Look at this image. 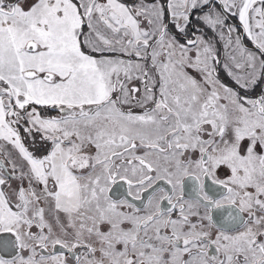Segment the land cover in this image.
Returning <instances> with one entry per match:
<instances>
[{"label":"snow or ice","instance_id":"1","mask_svg":"<svg viewBox=\"0 0 264 264\" xmlns=\"http://www.w3.org/2000/svg\"><path fill=\"white\" fill-rule=\"evenodd\" d=\"M0 264H264V0H0Z\"/></svg>","mask_w":264,"mask_h":264}]
</instances>
